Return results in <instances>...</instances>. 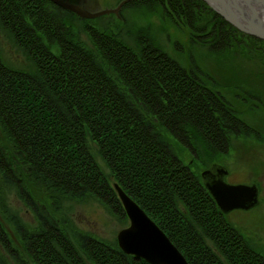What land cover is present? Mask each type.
<instances>
[{
    "label": "trees",
    "instance_id": "16d2710c",
    "mask_svg": "<svg viewBox=\"0 0 264 264\" xmlns=\"http://www.w3.org/2000/svg\"><path fill=\"white\" fill-rule=\"evenodd\" d=\"M127 8L181 23L211 54L236 50L264 63V40L204 0H135ZM121 17L126 28L115 32L51 0H0V128L12 144L9 153L0 143V264H149L117 240L81 231L70 216L76 205H99L126 224L116 184L189 264H264L201 176L255 133L241 107L264 101L252 92L253 100L229 98L198 65L173 57L150 28ZM4 40L23 52L29 69L5 60ZM33 188L44 190L46 203Z\"/></svg>",
    "mask_w": 264,
    "mask_h": 264
},
{
    "label": "rangeland",
    "instance_id": "374dc122",
    "mask_svg": "<svg viewBox=\"0 0 264 264\" xmlns=\"http://www.w3.org/2000/svg\"><path fill=\"white\" fill-rule=\"evenodd\" d=\"M69 1L72 3L79 2V0ZM121 1L123 0H85V8L91 12L116 9ZM124 6L119 15L101 16L98 18V22H93V24L110 23L115 32H118L120 29L126 28L125 21L121 17L123 14V17L129 19V25L132 27L150 28L156 41L162 44L184 66L196 67L198 65L199 74L214 86L222 87L229 98H236L239 101L243 100V97L252 99L250 95L252 92L255 95L258 94L260 99L264 101V76L260 74L261 72L264 73V63H260L256 59L249 60L236 50L224 56L211 54L192 42L190 30L181 23L173 22L160 13L150 16L149 11L144 8L124 9ZM208 7L215 11L211 5L208 4ZM74 25L77 27L80 25V21ZM80 37L83 43L92 48L85 34H81ZM1 46L5 60L12 66L18 69H29L30 63L26 60L23 52L14 44L4 40ZM259 104L260 108H257L255 103L250 102L241 107L243 111L246 110L244 117H246L248 125L255 128V133L247 141H236L230 154L224 157L220 164L226 167L230 173L226 179L227 183L233 185L255 183L259 187L260 205L258 207L250 211L235 210L226 216L232 226L243 234L251 246L264 255V102ZM0 143L6 151L9 153L12 151V144L1 128ZM178 154L183 160L185 152ZM103 168L110 175V170L104 165ZM33 189L36 200L46 203L47 194L44 190ZM12 204L21 209L26 221H33L31 215L19 201L14 200ZM70 216L74 225L81 231L109 242L117 240L118 233L129 226V221L126 224L118 221L115 217L108 215L99 205H76ZM3 223L15 241L13 232L10 231L9 226L4 221Z\"/></svg>",
    "mask_w": 264,
    "mask_h": 264
},
{
    "label": "water",
    "instance_id": "95a60500",
    "mask_svg": "<svg viewBox=\"0 0 264 264\" xmlns=\"http://www.w3.org/2000/svg\"><path fill=\"white\" fill-rule=\"evenodd\" d=\"M58 6L74 13L82 19H96L104 15H119L124 5L135 0H123L116 9H106L91 12L85 8V0L72 3L69 0H52ZM230 24L245 34L264 40V25L247 22L249 12L264 11V0H245L244 6L251 11L238 13L232 8L234 0H204ZM261 20V19H259ZM229 171L221 164L215 163L202 172V180L220 211L228 215L235 210L250 211L260 205V191L257 184H229ZM115 189L123 204L128 217L129 226L117 235L120 249L127 255L147 261L149 264H189L184 255L170 241L160 227L146 214V212L131 199L119 185Z\"/></svg>",
    "mask_w": 264,
    "mask_h": 264
},
{
    "label": "bare ground",
    "instance_id": "6f19581e",
    "mask_svg": "<svg viewBox=\"0 0 264 264\" xmlns=\"http://www.w3.org/2000/svg\"><path fill=\"white\" fill-rule=\"evenodd\" d=\"M235 3H238L236 5H233L232 3V8L233 10H235V12L238 13L239 19L241 20V11L245 12L248 11L249 9L244 6L245 0H234ZM252 3H257V0H251ZM251 11V10H249ZM249 14H251L252 16L248 15L247 18H245V21L247 22H255V23H259L261 25H264V11L260 10L257 12H249ZM261 19V20H259Z\"/></svg>",
    "mask_w": 264,
    "mask_h": 264
}]
</instances>
